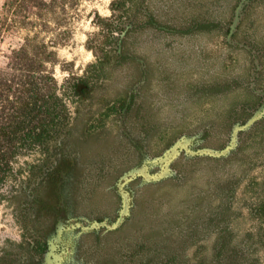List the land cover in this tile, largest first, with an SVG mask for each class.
Segmentation results:
<instances>
[{
  "label": "rangeland",
  "instance_id": "obj_1",
  "mask_svg": "<svg viewBox=\"0 0 264 264\" xmlns=\"http://www.w3.org/2000/svg\"><path fill=\"white\" fill-rule=\"evenodd\" d=\"M50 1L5 18L0 0V93L29 33L7 17ZM54 1L38 27L54 51L45 67L61 94L87 84L65 96L71 117L44 166L55 187L28 199L39 147L12 160L22 175L0 187V264H264V0H150L154 25L96 52L86 41L112 0ZM107 49L123 57L99 61ZM20 205L28 227L49 223L44 255L22 236Z\"/></svg>",
  "mask_w": 264,
  "mask_h": 264
},
{
  "label": "trees",
  "instance_id": "obj_2",
  "mask_svg": "<svg viewBox=\"0 0 264 264\" xmlns=\"http://www.w3.org/2000/svg\"><path fill=\"white\" fill-rule=\"evenodd\" d=\"M22 0H4L2 4L3 17L6 13H14ZM141 0H112L109 5L110 15L100 16L95 14L97 20L96 25L100 29L101 37H89L86 41V47L93 52L104 50L115 39L117 34L126 37L129 33L152 26L156 21L155 11L151 8L150 0H146V6L136 15V8ZM55 1L49 3L33 4L35 10L32 11L35 18L29 14L14 19L13 24H20L28 30V34L24 37L23 45L14 51V63L9 67L7 77H3L2 82L5 86L3 93H0V187L6 176L22 175V170H14L12 166L13 158L24 154L25 150H32L33 147H39L44 154L43 164L39 165L37 170H33L34 166H29L30 177L39 178L37 187L32 189V195L28 197L34 198L38 194V190L53 189L56 185L55 169L53 175H48L44 166L48 162H56L57 152L52 148L51 142L60 136V132L66 126L70 119V100L65 96L78 97L76 84L81 82L87 84L83 78H77L75 84L69 87L68 91L61 94L58 92L57 81L46 69V61L53 62V50H48V44L44 40H39L38 27L44 25L43 19L45 10L51 11ZM124 19H128V23H123ZM51 43L55 42L53 40ZM61 43V41H57ZM43 49V50H41ZM41 50V51H40ZM47 50V51H46ZM46 51V55H42ZM111 50L107 49L106 53L99 56V61L119 59L123 57V53L112 55ZM68 100V101H66ZM78 115L82 116V112L77 109ZM66 139L61 138L64 143ZM33 170V171H32ZM31 178H29L30 182ZM26 195V189H23ZM30 192H28L29 195ZM12 194L10 198H16ZM2 193L0 192V199ZM19 212L14 216L17 221H22L23 227L27 228V217L24 215L23 205L17 206ZM29 209V208H27ZM52 213H56L52 209ZM60 211V210H59ZM59 213V212H58ZM43 213L39 219H32L34 223L29 225V229L22 234L25 239L28 236H36L41 240L39 253L44 255L48 248V241L51 237L49 223L45 224L41 221ZM39 224V226H38ZM29 245V242H26ZM164 258V257H163ZM173 256L165 257V264L172 263Z\"/></svg>",
  "mask_w": 264,
  "mask_h": 264
}]
</instances>
